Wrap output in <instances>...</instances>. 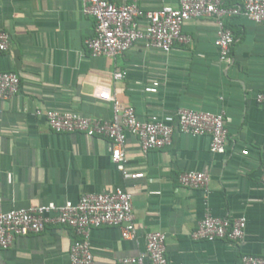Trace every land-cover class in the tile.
<instances>
[{"label":"crops","instance_id":"0c3cea01","mask_svg":"<svg viewBox=\"0 0 264 264\" xmlns=\"http://www.w3.org/2000/svg\"><path fill=\"white\" fill-rule=\"evenodd\" d=\"M178 0H139L143 11L176 6ZM244 0H224L241 8ZM235 42L232 63L219 60L211 19L189 20L183 33L189 46L167 54L139 42L116 58L92 57L86 42L95 22L82 12V0H0V29L9 50L0 53V73L20 79L19 93L0 100V201L3 210L77 203L82 195L126 191L132 202L136 236L124 240L120 230L90 232L95 264H117L145 252V236L165 235L168 264H241L242 255L264 256V29L243 16L226 20ZM120 72L124 78L113 79ZM109 92L131 107L142 122L176 126L180 109L224 112L227 142L223 154L210 152L209 136L175 129L170 147L144 154L127 135L126 169L143 174L125 179L111 163V143L83 134H55L42 112H73L110 120ZM185 172L206 173L207 190L178 183ZM209 212L216 218H244L240 246L193 241L191 233ZM75 233L50 226L43 233L15 240L0 251V264H70Z\"/></svg>","mask_w":264,"mask_h":264},{"label":"built area","instance_id":"2783aa9c","mask_svg":"<svg viewBox=\"0 0 264 264\" xmlns=\"http://www.w3.org/2000/svg\"><path fill=\"white\" fill-rule=\"evenodd\" d=\"M82 12L95 22L94 34L87 40L86 49L92 57L116 58L141 42L145 49L161 50L169 54L177 45L189 46L191 39L183 33V24L189 20L211 19L217 31L214 41L219 60L226 67L232 63L231 49L235 38L226 26V20L243 16L264 29V0H244L241 8H229L224 0H178L176 6H163L155 11H143L139 0H82ZM9 35L0 29V53L9 50ZM124 74L115 72L113 79L120 81ZM20 91V79L14 73H0V100H9ZM113 102V116L100 120L77 113L36 110L43 116L55 134H83L88 138L101 137L111 143V163L125 179H141L143 174L126 169L125 145L127 135L133 136L141 151L162 150L172 144L177 129L190 136H209L210 152L223 154L227 142L226 118L218 114L180 109L176 112V126L163 122H142L131 107L117 103L109 92L99 94ZM264 107V93L255 97ZM210 177L201 172H185L178 176L181 187L205 191ZM264 185V169L262 175ZM50 226L70 229L76 238L68 256L70 264H95L89 241L90 232L100 227L120 230L124 240L136 236L134 215L129 194L123 189L112 193L82 195L75 204L62 206L47 204L37 208L3 210L0 201V251L8 250L16 239L38 235ZM244 218H216L207 212L191 233L193 241H224L236 246L243 243ZM241 264H264V256L242 255ZM117 264H168L165 235L159 231L145 236V252L124 258Z\"/></svg>","mask_w":264,"mask_h":264}]
</instances>
